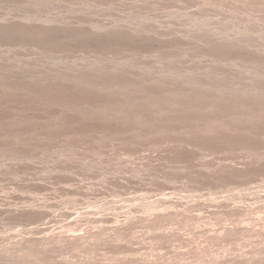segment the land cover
Instances as JSON below:
<instances>
[{
    "label": "rangeland",
    "instance_id": "rangeland-1",
    "mask_svg": "<svg viewBox=\"0 0 264 264\" xmlns=\"http://www.w3.org/2000/svg\"><path fill=\"white\" fill-rule=\"evenodd\" d=\"M0 264H264V0H0Z\"/></svg>",
    "mask_w": 264,
    "mask_h": 264
}]
</instances>
